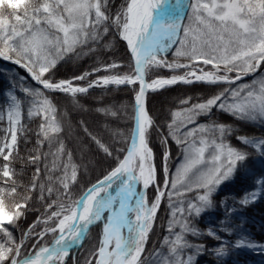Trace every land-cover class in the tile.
<instances>
[{"label":"snow or ice","instance_id":"1","mask_svg":"<svg viewBox=\"0 0 264 264\" xmlns=\"http://www.w3.org/2000/svg\"><path fill=\"white\" fill-rule=\"evenodd\" d=\"M119 42L126 46L127 64L98 57L90 70L55 78L58 65L67 58L111 50ZM0 59L24 69L38 85L28 87L22 77L12 75L10 87L2 93L6 101L0 120L6 115V127L0 129V264H67L73 247H83L98 224L102 225L98 244L84 264H198L205 253L223 264L241 248L264 251V243L243 232V220L233 224L238 213L264 199V138L236 134L239 130L225 123L200 122L218 111L264 126V77L240 83L264 67V0H176L175 4L121 0L118 6L111 0H0ZM125 67L128 71H120ZM161 69L172 74L157 75ZM178 84L224 87L206 97L179 101L170 112L166 134L160 136L163 151L158 167L152 147V131L158 126L147 97ZM111 87L131 89L132 126L127 134L108 129L110 138L105 141L80 122L84 134L115 166L81 186L77 195L73 187L87 165L77 164L61 139L65 125L49 94L62 93L79 106L78 96ZM25 100L27 118L40 122L34 148L21 156L20 139L27 134ZM127 109L121 105L96 111L117 117ZM234 134L257 152L259 176L248 166V153L230 143ZM169 140L183 156L174 173L168 165ZM17 161L35 166L28 184L17 179ZM249 177H256L253 187L232 207L227 198L214 199L224 185ZM149 188L155 189L151 200ZM37 191L43 212L17 239L14 229ZM165 196L168 234L160 249L146 255ZM221 210L224 218L218 228L197 226L204 215ZM225 233L236 235V241L226 240ZM47 236L52 237L50 242L45 241ZM201 238L215 244L210 248L195 242ZM29 240L33 243L25 252Z\"/></svg>","mask_w":264,"mask_h":264},{"label":"trees","instance_id":"2","mask_svg":"<svg viewBox=\"0 0 264 264\" xmlns=\"http://www.w3.org/2000/svg\"><path fill=\"white\" fill-rule=\"evenodd\" d=\"M113 6H118L121 3V0H111ZM112 37L109 36L108 40H111ZM87 51V49H85ZM172 50L168 53V59L172 60L173 56L171 54ZM103 60L116 59L122 63L127 64L128 55L126 52V46L123 42H119L111 50L101 48L94 54L90 55H81L79 58L72 56L67 58L65 61L61 62L58 65L56 72L54 73L55 78H65L71 76L72 74H79L83 71L90 70L97 62V58ZM263 69V67H261ZM260 68V70H261ZM0 69L11 73L17 77L23 78L24 85L28 87H38L35 81H32L24 69L11 63L10 61H5L0 59ZM120 71H128L127 67L121 69ZM103 74V73H101ZM157 75L169 76L172 73L167 70L161 69ZM254 77V76H253ZM153 78L152 75L149 76V79ZM252 80L247 78L244 82L249 83ZM241 83V82H240ZM6 83L4 80H0V87L5 86ZM220 86H212L206 84H193V85H184L178 84L165 88L159 92H150L147 97V107L150 114L156 121L157 128H154L152 131V147L154 148L157 159L156 163L159 167L160 165V156L163 151V145L160 143V136L166 134L167 128L166 124L170 119V112L173 109L179 107V101L185 97H206L210 94L220 91ZM53 99L54 103L58 108V116L64 122V132L61 136L69 149L73 152V158L77 164L87 165V171L85 172L83 167L81 168V175L79 177V183L73 187V192L79 194L81 186L87 187L91 182L102 177L107 170L115 166V162L111 158H106L104 155L99 152L95 144L84 134L80 122L83 121L84 124L88 127L89 131L95 135L101 136L105 141H108L110 134L108 129L121 130L126 134L129 132L132 123H131V102L133 93L128 87H111L110 89L103 88H94L90 90L89 93L78 96L79 106L75 105L70 97L65 96L62 93H50L49 94ZM1 104V102H0ZM121 105H127V112L121 111L117 117H112L110 115H104L103 113L97 112L98 107H111L116 106L120 107ZM28 107V102L25 100V119L24 124L26 126L27 134L20 139L19 150L21 156H26L30 150L35 146L36 142V130L38 128L39 119L33 118L28 119L26 115ZM206 121H217L231 125L234 129H238L239 132L236 134H243L248 136H254L257 138H264V126H262L258 121L257 122H243L236 120L232 116L213 111L211 117H201L200 122ZM0 120V129H2ZM229 137L230 143L237 148L245 151L249 155L248 166L252 167L256 172V175L261 174L262 165L257 159V152L252 148L241 144L236 140L235 135ZM3 135V132L0 131V137ZM1 139V138H0ZM117 146H121L117 144ZM168 147L171 152L170 159L168 161L170 172H174L175 167L182 158V153L180 148L175 145L174 142L169 140ZM47 151L45 147L43 149ZM16 170L18 172L17 179L22 181L24 184H28L31 180L32 174L34 172L33 165H24L22 166L19 161H17ZM43 168V164L40 165ZM163 173L160 172L161 185H162ZM256 177H249L248 179H238L234 183H229L227 186L221 188V192H228L236 198H241L246 191L252 188L253 180ZM39 191L33 193V199L29 202V208L25 213V216L20 219L18 227L14 229V235L19 239L21 232L28 228V225L31 224L38 215H41L43 212L44 203L37 200ZM148 195L154 197L155 189L149 188ZM55 198V197H53ZM166 196L162 200L161 207L157 213V218L155 221V230L150 234L148 243L146 245V255L151 252L153 249H160L161 242L165 235H167V221H168V207L166 203ZM236 207H239L236 205ZM243 220V232H246L250 235L251 239L257 243H264V204L260 205L255 203L254 205L244 209L241 213H238L233 218V224H240ZM204 224V218L199 222V226ZM39 226L36 230L38 231ZM249 226V230L245 229ZM201 230H207L202 227ZM95 233V242L98 238V230H93ZM224 238L226 240L234 243L237 239L236 235H230L225 233ZM190 240L194 238L189 237ZM200 243L207 244L210 248L215 244V241L208 238H201ZM33 241L29 240L27 242V248L24 249L26 252L28 248L32 245ZM87 246L89 244L87 243ZM78 258V257H77ZM76 258V260H77ZM252 257L247 254L245 251L238 249L230 253L228 257L224 259L223 264H239L241 261L243 264H251ZM204 260L211 261L210 264H219L217 260L207 259L206 256H202L198 260V264H203ZM79 261V258H78ZM67 264H72L71 258L67 259Z\"/></svg>","mask_w":264,"mask_h":264},{"label":"rangeland","instance_id":"3","mask_svg":"<svg viewBox=\"0 0 264 264\" xmlns=\"http://www.w3.org/2000/svg\"><path fill=\"white\" fill-rule=\"evenodd\" d=\"M176 0H168V3L169 4H175ZM209 68L211 66H208ZM12 74L11 73H8L6 71H4V69H0V80H4L6 85L3 86V87H0V109H3L5 107V101H6V98L5 96L2 94L4 92L5 89H8L10 87V80H9V77H11ZM260 77H264V67L263 69L261 68V70L259 69L257 71V73L254 75V77H252V80L253 79H258ZM245 79H243L242 81H240L241 83H246L244 82ZM18 95H20L21 97H23V94L22 93H17ZM1 126L2 128L6 127V115H5V118L4 120H1ZM1 139L3 138V135L0 137ZM183 159V156L181 158V160L178 162L177 166L181 163ZM176 166V167H177ZM176 167H175V170H176ZM174 170V172H175ZM173 172V173H174ZM227 186L224 185L223 187ZM253 187V185H252ZM191 195V194H190ZM149 199L151 200L152 198L154 197H150L148 195ZM167 198V197H166ZM227 198V203H228V206L229 207H232L233 206V202L235 200H239L238 198H236L235 196H232L230 193L228 192H221V189L219 191V193L214 197V199L218 202L222 199H225ZM166 203H167V207H168V200H166ZM256 203H259L260 205L264 204V199H260L258 200ZM204 218V224L202 225H198L200 221H202ZM223 213H222V210L221 211H216V212H210L209 214H206L204 215L198 222H197V226L202 229V227H204L205 229L209 228V227H215V228H218L219 227V220L220 219H223ZM43 227V226H42ZM96 227V226H95ZM154 227L156 228V226L154 225ZM155 228L153 230H155ZM249 226L245 229V231L249 230ZM40 230V228H39ZM38 230V231H39ZM94 228L91 229L89 235H88V238L87 240H85V244L86 242H88L89 246H87L90 250L94 247V244H95V233L93 234V231ZM96 230V229H95ZM151 234V233H150ZM168 234V233H167ZM52 239L51 236H47L45 237V241L46 242H50ZM226 239V238H225ZM31 248V246H30ZM241 250L247 252V254H249L252 259L251 260V264H262V261L264 262V251H261L260 249H250V248H241ZM203 256V255H202ZM200 256V257H202ZM204 256H206L207 259H210V260H217L216 257L214 255H211V254H208V253H205ZM199 257V258H200ZM211 261H208V260H204L203 261V264H210ZM239 264H243L241 261L238 262Z\"/></svg>","mask_w":264,"mask_h":264},{"label":"water","instance_id":"4","mask_svg":"<svg viewBox=\"0 0 264 264\" xmlns=\"http://www.w3.org/2000/svg\"><path fill=\"white\" fill-rule=\"evenodd\" d=\"M255 74V73H254ZM253 74V75H254ZM253 75H250V76H246V77H244L243 79H247V78H250V77H252Z\"/></svg>","mask_w":264,"mask_h":264}]
</instances>
